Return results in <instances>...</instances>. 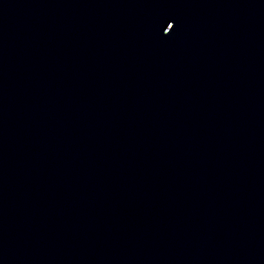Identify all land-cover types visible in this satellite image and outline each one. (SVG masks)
Instances as JSON below:
<instances>
[{
  "label": "snow or ice",
  "instance_id": "snow-or-ice-1",
  "mask_svg": "<svg viewBox=\"0 0 264 264\" xmlns=\"http://www.w3.org/2000/svg\"><path fill=\"white\" fill-rule=\"evenodd\" d=\"M167 27H168V25H167Z\"/></svg>",
  "mask_w": 264,
  "mask_h": 264
}]
</instances>
